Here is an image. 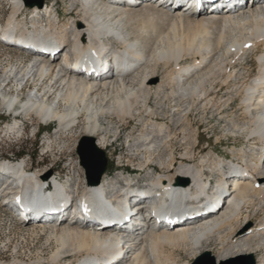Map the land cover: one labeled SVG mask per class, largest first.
I'll return each mask as SVG.
<instances>
[{"label": "bare ground", "instance_id": "6f19581e", "mask_svg": "<svg viewBox=\"0 0 264 264\" xmlns=\"http://www.w3.org/2000/svg\"><path fill=\"white\" fill-rule=\"evenodd\" d=\"M152 1L137 11L130 0H73L72 8L65 9L69 19L60 21L57 1L45 0L38 8L9 0L11 12L0 25V37L16 45L6 49L30 60L24 64L19 55L8 59L1 71L2 83L7 80L3 89L15 79V93L30 81L36 91L25 101L19 92L0 91L1 105L23 120L57 122L58 138L81 124L85 135L97 137L95 149L106 152L109 162L120 133L115 123L126 128L140 121L127 136L131 157L125 161L137 162L135 171L150 174L141 193L143 182L124 177L127 166L121 161L97 184L82 180L81 174L68 180L65 174L66 181L57 183L60 171L30 172L23 160L0 161V173L21 181L20 192L7 188L0 203L11 201L9 191L13 199L22 195L30 200L26 193L35 190V202L9 213L32 235L45 233L42 246L50 250L48 257L36 256L29 263L0 264H190L211 249L221 262L256 255L255 264H264V216L251 218L264 212V0ZM123 21L138 25L131 39L123 35ZM143 41H148L145 61L132 71L125 69L142 61L135 54ZM61 45L63 56L53 62L50 54ZM30 48L44 55H33ZM248 53L255 55L253 61L240 65ZM186 57L192 64L179 66ZM207 113L212 114L206 124L191 119ZM18 120L7 127L8 133L20 131ZM213 121L222 126L220 137L210 127ZM105 125H113L116 135L110 137ZM205 131L212 135H207V151L197 148ZM212 139L215 148L209 147ZM219 146L229 147L228 153H218ZM238 168L245 172L226 188L223 171ZM112 170L120 189L109 201L122 204L123 195L139 190L143 195L132 210L141 205L146 210L151 196L157 201V220L149 215L141 222L147 227L141 228L134 217L123 221L120 212L106 210L97 196L112 181ZM224 191L228 198L220 205L218 195ZM72 195L85 215L76 217L67 209L65 196ZM200 196L212 206L201 207ZM50 211L52 221L46 218ZM254 221L258 224L250 227ZM124 246L129 251L120 257Z\"/></svg>", "mask_w": 264, "mask_h": 264}, {"label": "rangeland", "instance_id": "374dc122", "mask_svg": "<svg viewBox=\"0 0 264 264\" xmlns=\"http://www.w3.org/2000/svg\"><path fill=\"white\" fill-rule=\"evenodd\" d=\"M45 1V0H44ZM54 1H57L55 8H57L59 13V19L60 21L69 19V16H67L65 9L72 8L73 0H46L47 3H53ZM24 2V0H23ZM25 4V3H24ZM44 4V3H43ZM26 5V4H25ZM136 6H138L137 11H140L144 8V2L142 4L136 3ZM11 5L9 0H0V25L5 24L11 10ZM65 14V15H64ZM190 15V14H188ZM65 16V17H64ZM76 16V15H74ZM21 20V19H20ZM123 25V26H122ZM122 27H124L123 35L128 34L129 39L133 37L132 31L135 30V28L138 26L136 23H126V21H123ZM239 35V34H237ZM3 39V38H2ZM144 46H141L142 49H145V46H147L148 41H143ZM8 43V42H7ZM12 46L15 47L16 45L8 44H2L0 43V91L6 94L14 93L17 95L19 94V99L21 101H25L28 99V96L34 95L36 89L33 88L31 81L29 83H26L24 86H22V89L20 88V91L17 90V92H14L15 84H17L16 80L13 79V81L9 84L8 87L3 89L4 85L7 83H2V80L4 79L3 74H1L2 68L6 65L8 59L10 60H16V57L19 55L21 61L25 64L30 60V56L24 53L16 52L13 49H6L4 46ZM140 48V47H139ZM138 49V48H137ZM255 55L248 53L243 59H241L239 62L240 65H243L245 63H250L253 61ZM59 59H57V62ZM192 64V60L189 57L184 58L179 62V66H186ZM57 64V63H56ZM160 80V77L157 79V81ZM238 79L237 81H239ZM19 87V86H18ZM0 102H1V96H0ZM164 106V104H161ZM154 107H159V104L154 103ZM11 108H7L0 103V161L7 162L10 161H20L23 160L26 165H28L30 172L31 169L34 170L35 168L37 170L46 168L51 169L50 175H56L58 171H60V178L57 181V183H61L64 180L66 181L65 174L69 175V178L77 177L78 174H81L82 180L86 181L87 178L85 177V173L83 168L80 165V160L77 154V150L81 145H84L86 148V152L88 155H95V151H93L90 147V142L87 140V138L92 139L93 146L95 148V142L97 137L96 136H87L82 132L81 124L78 126V128H74L73 130H67L61 137L58 138L60 135V128L57 122H48L43 123L41 121L33 120L27 121L23 120L24 117H21L22 115L18 117H14V115L11 113ZM173 111L169 112V114H172ZM212 114V113H211ZM210 113L205 114L206 116L200 117L198 114H193L191 117L192 121H202L204 124L207 123V121L210 120L211 117ZM208 115V116H207ZM210 115V116H209ZM200 117V118H199ZM14 118H18L19 120L18 125L20 126V131L14 132V133H8L7 127L11 124H13ZM204 118V119H203ZM140 121H135L131 125L124 128L122 125H119L118 122L115 123L120 131L118 138L115 140L114 148L117 150L116 154L112 156V162H109V159L107 157V153H104V156L107 159V169L108 171L110 166L115 165L118 163V161L122 162L123 166H127V170L124 173V177L127 179H141L140 181L143 183H140V185L144 184V182L148 179H146L147 175L150 174V172H145L144 174H140L139 172L135 171L137 170L136 163L133 164L127 163L125 160L127 158H130V147H127V136L130 135L133 131L138 129V126ZM176 123V122H175ZM33 124V125H32ZM139 124V125H138ZM203 124V125H204ZM32 125V126H31ZM221 124H217L216 121H213L211 124V128L215 127L217 130V135L220 137L221 135ZM113 126V125H112ZM112 126H106L108 127L109 136L112 137L114 134L116 135L115 130ZM210 128V129H211ZM202 129L199 130V132L203 131ZM205 130V129H204ZM59 133V134H58ZM212 136L211 133L206 132L197 143L198 149L205 150L208 143L207 142V135ZM49 138L50 140L47 141L46 139ZM115 138V137H114ZM114 138L111 139V141H114ZM110 141V142H111ZM210 146L212 148H215L217 144H215V140L212 139L210 142ZM51 146V147H50ZM229 148V147H228ZM228 148L224 146H219L217 149L218 153H228ZM19 156V154H21ZM114 174V177H112V180H117L116 176H118L117 171H111ZM112 175V176H113ZM214 177V176H213ZM73 182V181H72ZM111 182V180H107L106 183ZM41 186L43 183H40ZM45 184V183H44ZM54 187H57L56 184H54ZM49 189V188H48ZM51 189V188H50ZM69 190H72V187H69ZM11 191L8 192V198H11ZM10 193V194H9ZM73 196V195H72ZM11 200V199H10ZM74 204H72V207ZM71 207V204H70ZM69 207V208H70ZM71 213L76 214L69 209ZM254 216L260 217V219L263 218V213H257L255 215H252L251 218L253 219ZM68 221L69 218L65 217ZM19 220L17 217H15L13 214L9 213V210L7 207H4L0 203V260L3 262H12L17 259L21 260L24 263H29L34 261L37 257H43L46 258L49 255L50 250L44 248L42 243L44 242L45 233H36V235H32L29 228L21 227V225L18 222ZM41 221V220H40ZM46 223L45 221H43ZM36 223V222H33ZM50 223V222H48ZM256 223L254 221L253 223H250V227H253ZM148 232V231H147ZM146 232V233H147ZM44 250V251H43ZM49 251V252H48ZM215 250L211 249L210 252L205 253L204 255H201L198 257L197 263L196 260H194L190 264H248L250 262L249 256L252 257L254 260V264L257 261L256 255H246L241 256L237 258H233L228 261L221 262V257L218 256ZM37 256V257H36ZM182 257H186L185 254H182ZM32 259V260H31Z\"/></svg>", "mask_w": 264, "mask_h": 264}, {"label": "water", "instance_id": "95a60500", "mask_svg": "<svg viewBox=\"0 0 264 264\" xmlns=\"http://www.w3.org/2000/svg\"><path fill=\"white\" fill-rule=\"evenodd\" d=\"M24 3L28 7H33L34 5L38 8L43 6L44 0H24ZM90 142V148L95 151V155H88L84 145H81L77 154L80 160V165L84 170L85 177L88 180L94 179L93 184H97L100 180V177L104 174L107 169V159L104 156V153L101 150L95 149L93 146V141L90 138H87ZM250 262L248 264H254V260L249 256Z\"/></svg>", "mask_w": 264, "mask_h": 264}, {"label": "trees", "instance_id": "16d2710c", "mask_svg": "<svg viewBox=\"0 0 264 264\" xmlns=\"http://www.w3.org/2000/svg\"><path fill=\"white\" fill-rule=\"evenodd\" d=\"M22 155V153L21 154H19V156H21Z\"/></svg>", "mask_w": 264, "mask_h": 264}]
</instances>
